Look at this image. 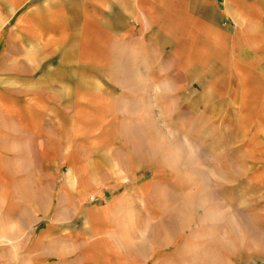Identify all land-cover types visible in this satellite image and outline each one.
Masks as SVG:
<instances>
[{
    "label": "crops",
    "instance_id": "0c3cea01",
    "mask_svg": "<svg viewBox=\"0 0 264 264\" xmlns=\"http://www.w3.org/2000/svg\"><path fill=\"white\" fill-rule=\"evenodd\" d=\"M0 264H264V0H0Z\"/></svg>",
    "mask_w": 264,
    "mask_h": 264
}]
</instances>
